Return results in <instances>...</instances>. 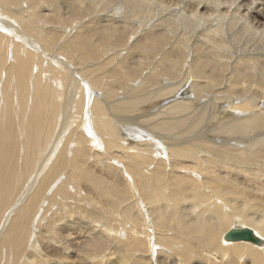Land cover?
<instances>
[{"label": "bare ground", "instance_id": "1", "mask_svg": "<svg viewBox=\"0 0 264 264\" xmlns=\"http://www.w3.org/2000/svg\"><path fill=\"white\" fill-rule=\"evenodd\" d=\"M0 93L5 264H264V0H0Z\"/></svg>", "mask_w": 264, "mask_h": 264}, {"label": "rangeland", "instance_id": "2", "mask_svg": "<svg viewBox=\"0 0 264 264\" xmlns=\"http://www.w3.org/2000/svg\"><path fill=\"white\" fill-rule=\"evenodd\" d=\"M16 41V40H15ZM12 46H10V48H11ZM11 55H9V57H10ZM8 59V58H7ZM44 66H46V64H44ZM35 71H36V69H34ZM44 71V70H43ZM1 77H3L4 78V75L2 74V76ZM43 77H44V75H43ZM2 78V79H3ZM0 95H1V93H0ZM69 155V154H68ZM91 160V159H90ZM21 177V179H23L24 180V178L26 177V176H20ZM29 183V179H27L26 180V182H25V185H21L20 184V180H19V178L18 179H16L14 182H13V195H14V193L15 192H17V193H15V195L17 196L16 198H14L13 197V195H12V201L13 202H15L16 200H18V202L17 203H15V204H13L9 209H7V211L6 212H8V213H4L3 215H0L1 216V219H0V230L2 229V226L5 224V226H6V223H4L5 222V219L4 218H6L7 217V215L8 214H11L13 211V209L15 208V207H17V206H19L18 204L20 203V201H21V199L22 198H24V195L27 193V191H28V188H26V184H28ZM15 186V187H14ZM26 188V189H25ZM16 189H18V190H16ZM23 191H22V190ZM24 191H26V192H24ZM23 192V193H22ZM22 193V194H21ZM25 193V194H24ZM20 194V195H19ZM13 198H14V200H13ZM9 201V200H8ZM14 207V208H13ZM13 208V209H12ZM11 210V211H10ZM10 211V212H9ZM2 217H4V218H2ZM39 217H40V215L38 216V219H39ZM49 216H47V218H48ZM37 219V220H38ZM46 219V218H45ZM2 220V221H1ZM4 221V222H3ZM36 233V232H35ZM114 255V257L116 256L117 257V255L116 254H113ZM114 257H110V258H112L111 260L109 259V261H113V262H115L114 260H115V258ZM4 258V259H3ZM3 259V260H2ZM5 256H3V254L0 256V263L1 264H5ZM3 261V262H2ZM50 261V264H57L58 262H55V260H49ZM9 263V262H8ZM62 264H80V262L79 261H76V260H73V262H71L70 260H66V259H63V262H62ZM103 264V263H102Z\"/></svg>", "mask_w": 264, "mask_h": 264}, {"label": "water", "instance_id": "3", "mask_svg": "<svg viewBox=\"0 0 264 264\" xmlns=\"http://www.w3.org/2000/svg\"><path fill=\"white\" fill-rule=\"evenodd\" d=\"M225 238L228 240L249 241L256 244L262 242V239L254 236L252 230L247 227L231 229L225 234Z\"/></svg>", "mask_w": 264, "mask_h": 264}]
</instances>
